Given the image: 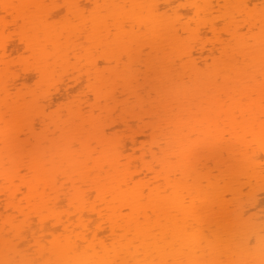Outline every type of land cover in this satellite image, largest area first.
<instances>
[{"label":"bare ground","instance_id":"bare-ground-1","mask_svg":"<svg viewBox=\"0 0 264 264\" xmlns=\"http://www.w3.org/2000/svg\"><path fill=\"white\" fill-rule=\"evenodd\" d=\"M162 1L0 0V264H264V0H196L197 20ZM219 122L232 143L195 140ZM24 159L33 178L14 183Z\"/></svg>","mask_w":264,"mask_h":264},{"label":"rangeland","instance_id":"rangeland-1","mask_svg":"<svg viewBox=\"0 0 264 264\" xmlns=\"http://www.w3.org/2000/svg\"><path fill=\"white\" fill-rule=\"evenodd\" d=\"M164 1V0H163ZM162 1V2H163ZM195 2H196V0H173V4H177V5H182V6H180V7H173V9L175 10V11H179V12H181V13H186L185 15L186 16H188V18L189 19H193L195 16H194V13H195V11H194V8H195ZM213 3H214V1H213ZM215 3H217L216 1H215ZM262 3V1H260V4ZM163 4L162 3H160V6H161V9H163L162 7H164V6H162ZM214 6H217L216 4L214 5ZM214 6H213V9H214V11H216V13H217V15H215V16H219V14H218V12L220 13H222V12H226V7L228 6V5H224V6H222V5H220V6H222V7H215L214 8ZM231 6V5H230ZM255 5L253 4V3H249V4H247V9L248 10H254L255 9ZM95 8V7H94ZM232 8V11H233V9H234V6L233 7H231ZM92 9V8H91ZM93 10V9H92ZM162 11V10H161ZM194 16V17H193ZM193 17V18H192ZM187 18V19H188ZM202 18H203V16H202ZM201 18V19H202ZM209 18V20H210V22H211V18H213V17H208ZM207 18V19H208ZM216 18V17H215ZM214 18V19H215ZM188 19V20H189ZM195 19V18H194ZM223 19V18H222ZM222 19L220 18H218V19H216V20H214L213 22H215V24L214 23H212V25H214V27L217 29V31H218V33L217 34H219V32H222L221 34H219V35H221L222 37H223V41H224V36H226V35H224V34H226V32L227 31H229V28L232 26L231 24H230V22L228 21L227 23H229V25H231V26H229V27H227V23H224V22H222ZM195 20H197V19H195ZM194 20V21H195ZM193 21V22H194ZM198 21H200V20H198ZM203 21V20H202ZM207 20H205V22H206ZM225 21H227V20H225ZM57 22V21H56ZM58 22H60V21H58ZM209 22V21H208ZM207 22V23H208ZM254 22V21H253ZM258 21H256V23H257ZM55 24V23H54ZM259 25V24H258ZM201 26L202 27H205V28H200L199 29V32H202L201 33V37H203V38H205V36L206 37H208V38H212L213 39V37L212 36H214V32H211V30L212 29H210V31H209V26L206 24V26H204V25H202L201 24ZM242 26V25H241ZM213 27V28H214ZM252 27H253V25H252ZM212 28V27H211ZM226 28H228V30L226 29ZM232 28V27H231ZM242 28H243V26H242ZM225 29L227 30L225 33H223L224 31H225ZM244 29V32L245 33H247V34H249V33H251V32H253V31H251L250 30V32L248 31V29L249 28H247V29H245V28H243ZM243 29L241 30V31H243ZM215 30V29H214ZM231 30V29H230ZM216 31V32H217ZM240 31V32H241ZM257 31V30H256ZM216 32H215V34H216ZM232 32H233V30H232ZM239 32V33H240ZM179 34H180V32H178ZM177 33V34H178ZM236 33V32H235ZM255 33V32H254ZM178 34V35H179ZM223 34V35H222ZM242 33H240L239 35H241ZM7 35H8V32H6V34H5V36L3 37V40H6V38H7ZM182 35H183V33H182ZM230 31H229V34H228V36L227 37H225L226 38V40H228V41H230L231 42V38H230ZM233 35V34H232ZM239 35H237L239 38L237 39V36L235 35V37H236V40H240V36ZM187 36V35H186ZM244 36V35H243ZM245 36H247V35H245ZM252 36H253V34H252ZM255 36V35H254ZM233 38V37H232ZM248 38V37H247ZM252 38V37H251ZM206 39V38H205ZM211 39V40H212ZM235 39V38H234ZM250 39V38H249ZM249 39H247V40H249ZM177 40H179L178 38H177ZM208 40V39H207ZM225 40V41H226ZM242 40V39H241ZM230 42H228V43H230ZM245 42H246V39H245ZM244 42V43H245ZM249 42V41H248ZM252 42V41H251ZM225 43V42H224ZM235 43H236V41H235ZM245 44H247V43H245ZM250 44H253V45H255V43L253 42V43H250ZM226 45V44H225ZM230 45V44H229ZM248 45V44H247ZM23 52V50H20V52ZM26 51V50H25ZM23 52V53H21V55L23 54V57H28L27 59L28 60H30L31 58L30 57H32L33 55H32V52H31V50L29 51H26V52ZM168 51H169V49H168ZM20 52L17 54V56H21V55H19L20 54ZM97 54V53H96ZM166 54H167V52H166ZM93 55H95V54H93ZM215 55V57L217 58V56L219 57V53L218 52H216V54H214ZM17 56H16V58H17ZM97 56V55H96ZM165 56H167V55H165ZM204 57V56H203ZM21 58H22V56H21ZM21 58H19V59H21ZM73 58V57H72ZM71 58V60L73 61V59ZM97 58V57H96ZM163 58V57H162ZM207 59L209 58V57H206ZM206 58H205V60L204 61H207L206 60ZM23 60H24V58H23ZM95 60V59H94ZM159 60V62L161 61V58L160 59H158ZM158 60H157V62H158ZM211 60H212V58H209L208 59V61H209V63L211 62ZM207 61V62H208ZM157 62H156V64H157ZM198 62H200L201 63V61H198ZM203 62V61H202ZM208 63V64H209ZM199 64V63H198ZM203 64V63H202ZM202 64H199V66H201ZM211 64V63H210ZM70 77L71 76H68V77H65V78H63V80H64V83L66 84L65 86H67V85H70L71 84V82H72V80L73 79H70ZM72 78V77H71ZM37 78H32L31 77V79H28V81L29 82H31L30 84L31 85H34V89H35V84H36V82L38 83V80L39 79H37ZM29 82L27 83L28 85H30L29 84ZM64 83H62V85L64 84ZM61 84V83H60ZM59 84V86H61ZM30 85V86H31ZM54 85H56V83L54 82L53 84H52V86H54ZM29 86V87H30ZM57 86H58V84H57ZM58 86V88H60ZM64 86V87H65ZM62 87V86H61ZM30 88H32L33 89V87H30ZM53 88V87H52ZM52 88H51V91H52ZM55 88H57L56 86H55ZM57 88V89H58ZM79 88V87H78ZM83 89H81L82 91L84 90V86L82 87ZM50 91V89H49V94H52V92ZM55 91V89L53 90V92ZM78 91H80V89L78 90ZM81 91V92H82ZM51 92V93H50ZM56 92V91H55ZM81 92H78V93H81ZM54 94V93H53ZM59 103H60V101H59ZM63 103H64V101H63ZM60 104H62V102L60 103ZM60 104H59V106H60ZM51 108H54V106H52ZM51 108H49V110L51 109ZM55 109H57L56 107H55ZM56 111V110H55ZM262 123H263V125H264V119L262 120ZM262 125V126H263ZM226 124L225 123H223V122H219V123H217V124H215V125H212V127L210 128V129H207V128H205V127H202L200 130H198V131H196V133L194 134L195 135V140H197L198 142L199 141H201V139H204L205 137H207V136H210L211 137V135L212 136H224V137H226L225 139H226V141H227V139L229 138V137H227V136H230V132L229 131H231V129H229V131H227L226 132ZM240 130V129H239ZM241 130H243V129H241ZM247 130V129H246ZM233 131H235V133L238 131L237 129L236 130H234L233 129ZM243 131H240V135H241V133H242ZM246 132V131H245ZM245 132H243V133H245ZM233 133V132H232ZM238 133V132H237ZM236 133V134H237ZM243 133H242V136H244L243 135ZM226 134V135H225ZM234 134V133H233ZM236 134H234V136H231V137H233V141L235 140V138H236ZM238 134V136L240 137V135ZM230 137V138H231ZM229 138V139H230ZM232 140L231 141H229L230 143H232ZM225 141V142H226ZM228 141H227V143H228ZM226 143V144H227ZM229 145V144H228ZM227 145V146H228ZM196 150H194L195 152H197L199 149L198 148H195ZM199 152V151H198ZM222 155H223V153H222ZM225 155V154H224ZM260 198L261 197H263V196H259ZM263 199H264V197H263ZM262 207H264V206H262ZM262 209V208H261ZM264 209V208H263ZM254 211V210H253ZM253 211L250 213V214H252L253 213ZM264 211V210H263ZM260 218H258V222L256 223L258 226H260V227H264V212L262 213L261 212V214H260V216H259ZM251 223H253V222H251ZM250 228L249 229H253V224H250V226H249Z\"/></svg>","mask_w":264,"mask_h":264},{"label":"snow or ice","instance_id":"snow-or-ice-1","mask_svg":"<svg viewBox=\"0 0 264 264\" xmlns=\"http://www.w3.org/2000/svg\"><path fill=\"white\" fill-rule=\"evenodd\" d=\"M172 6L173 7H180L182 5L173 4ZM60 7L64 8V7H66V5H60ZM145 7H147V5H145ZM261 8H262V10H264V4L261 5ZM235 59L238 61L239 58H235ZM231 62L232 61H228V63H231ZM224 75H226V72L222 70L220 75L217 77V84L218 85L222 84L221 77L224 76ZM254 98H255L254 96H252L250 98H245V99L242 100V102L243 103H248L249 99H254ZM72 148L76 152H80L81 151L80 143H74L72 145ZM89 148L90 149H94L96 153H103V152H107L108 151V145H106V144L98 145L95 142L91 143L89 145ZM93 158H95V156ZM259 158H260L261 161H264V148L261 149V155H260ZM100 163L103 165L102 167L99 168L100 175L103 176L105 173H107L109 176H111L112 175V170L108 167V165L103 163L102 160L100 161ZM18 167L20 169L19 171L13 170V172H15V175L13 176L14 183H20L22 178L27 179V180H32V178H33L32 165L30 164L28 159H24L23 162ZM87 167L89 169H93V171L90 172V175L91 176H95L96 175V171H95L93 163L89 162ZM61 182H62V178L57 177V184H59ZM134 182H135L134 180L127 181L126 186L122 185V190L123 191H127V189H131ZM41 186H43V185H41ZM26 191H27V187H24L22 189V193L20 195H17L15 197V199H21L22 195H23V192H26ZM140 194L144 198V200L141 201L142 203L146 202L150 198V194H149V191H148L147 188H144ZM92 195H95V193H93ZM6 196H7V193H5L3 197H0V199H5ZM91 198L92 197L90 195L89 196V200H91ZM5 215H7V216H16L18 221L23 219L22 216H17V214L15 212L11 211V205L10 204L7 206V210L5 211ZM120 215L121 216L130 215V208L128 206L121 207ZM148 215L151 216V212L150 211L148 212ZM138 222L140 224H143L144 223L143 217H141ZM57 231H59V229H57ZM92 239H93L92 236L89 235V236L86 237L84 243H77L76 251L79 252L81 249H84L87 246V242L89 240H92ZM6 264H60V262L59 261H55V260H23V261H7ZM114 264H134V262L130 261V260H120V259H118V260H116L114 262ZM144 264H149V262L145 261ZM151 264H159V262L152 261ZM166 264H173V262L171 260H169V261L166 262ZM217 264H221V262L218 261Z\"/></svg>","mask_w":264,"mask_h":264}]
</instances>
